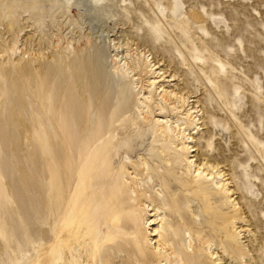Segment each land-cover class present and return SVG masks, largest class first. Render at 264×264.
<instances>
[{"label": "rangeland", "instance_id": "obj_1", "mask_svg": "<svg viewBox=\"0 0 264 264\" xmlns=\"http://www.w3.org/2000/svg\"><path fill=\"white\" fill-rule=\"evenodd\" d=\"M85 45L80 51L97 55L107 76L113 59L130 69L139 63L131 72L134 119L141 120L137 107L150 97L154 120L173 123L175 112L157 109L163 91L187 98L184 107L200 111L193 114L199 125L186 134L201 130L192 137H201L199 153L209 155L213 181L225 180L231 204L243 194L237 207L245 210V203L250 210L235 222L233 232L242 242L251 241L253 256L264 264V0H0V264H51L52 248L62 255L57 264H143L142 253L146 264H167L155 260L158 249L153 250V230L159 226L153 207L160 204L155 194L166 196L164 188L152 175L153 188L144 194L127 190L134 182L139 183L134 188H143L132 162L147 160L152 138L136 155H122L114 165L115 170L120 164L125 168L119 224L107 201L102 202L103 189L81 222L64 224L60 209L57 218L49 216L46 142L41 141L42 151L38 148V138L48 132L43 105L61 100L63 112L85 106L62 74ZM52 70L60 75L59 84L49 80ZM64 88L66 93H58ZM72 127L73 122L65 126ZM165 161L147 160L159 173ZM197 203L195 197L190 205ZM208 215L212 218L210 211ZM198 216L200 221L201 211ZM229 218L225 214V222ZM222 222L212 218V228L218 231ZM187 226L195 248V228ZM252 254L242 262L254 263Z\"/></svg>", "mask_w": 264, "mask_h": 264}, {"label": "bare ground", "instance_id": "obj_2", "mask_svg": "<svg viewBox=\"0 0 264 264\" xmlns=\"http://www.w3.org/2000/svg\"><path fill=\"white\" fill-rule=\"evenodd\" d=\"M83 47L86 45L78 48L79 55L76 59L66 62V72L62 74L68 76L74 91L85 99V106L82 107L77 103L74 109H66L64 106L66 110L63 112L61 100L59 102L49 100L43 105L42 118L48 132L44 135V139L38 138V148L42 151L41 141L44 140L50 177L47 197L49 216L57 218L56 209H60L63 212L60 219L64 224L81 222L84 211L93 200L98 202L95 197L103 189L106 198L102 202L107 201L106 206L113 209L112 220L119 224L123 214L122 206L125 204L123 198L126 195V190L120 181L125 168L120 164L115 170L114 165L122 155H136L149 138H152L151 148L146 150L149 163L154 164L161 160L166 162V158L169 161L164 165L162 173H159V167L150 166L146 159V161L140 159L138 163L133 161L132 165L136 173L140 174L143 188L136 189L139 183L134 182L133 188L128 187L127 190L130 189L131 194H144L146 189L153 188V184L150 185L152 175L164 188L166 194L163 195L166 196L160 197V192L155 194L160 198V204L153 207L155 220L159 219V226L153 230L156 237L153 250L162 251L161 253L158 250V253L154 251L155 260L161 259L159 262L167 264H258L256 254L255 256L252 254L255 249L251 241L242 242L239 238L240 234L233 232L235 222L242 214H247V209L250 210L245 203L242 208L245 210L237 207L242 203L243 194L240 193V201L233 200L231 204L230 191L226 187L225 180L213 181L209 172L212 167L209 165V155L206 152L199 153L203 148L200 143L201 137L195 140L192 137L201 130L196 129V133L186 134L189 129L195 130V126L197 128L199 125L196 122L200 119L195 120L197 116L193 117V114L200 111H196L193 107L189 110L185 108V103H188L187 98H181L173 91H163L159 95L157 109L159 111L169 109L170 112H175L176 120L173 123L154 120L150 97H145L144 101L139 102L141 106L137 107L142 115L141 120H138L140 116L134 119L132 116L134 107L130 99L132 95L130 87L134 83L131 72L139 66V63L133 62V69H130L117 64V58L113 59V65L107 76L98 62V56L80 51ZM48 74L51 78L49 80L59 84L58 72L52 70ZM65 89L67 88L59 89L58 93L64 94ZM65 99L68 101L66 94ZM39 116L37 115L38 118ZM72 122L73 127L66 130L65 126ZM172 125H175L174 130L171 129ZM51 127L54 129L51 130ZM137 140H141L139 145ZM193 140L194 146L189 147ZM197 151V155L188 156ZM191 158L194 160H189ZM193 166H195L194 171H192ZM182 170L185 173H180ZM221 175L217 174L219 178ZM145 179H149V182L145 183L143 181ZM175 190L184 194L177 196ZM235 190L239 191L236 188ZM195 197L198 203L196 207H192L190 204ZM213 209L225 213L216 210L214 212ZM198 211L202 213L200 221L196 218L199 217ZM209 211L213 220L223 221L224 227L218 231L212 228V218L206 217L209 216ZM161 212L162 215L159 214ZM165 213L170 217V222L166 221ZM225 214L231 217L226 222ZM139 220L143 227L144 217L140 215ZM187 225H193L195 228L193 232L195 248L191 246L194 239L190 231L186 230ZM213 234L217 237H211ZM60 244L64 242L61 241ZM97 247L95 246L94 249ZM137 251L146 252L140 247ZM250 253L254 257L252 259L254 263L242 262L241 259L246 258ZM49 256L51 264L62 262V255L54 248L50 250ZM145 256V253L140 255L143 264L147 262ZM147 264H151L150 261Z\"/></svg>", "mask_w": 264, "mask_h": 264}]
</instances>
